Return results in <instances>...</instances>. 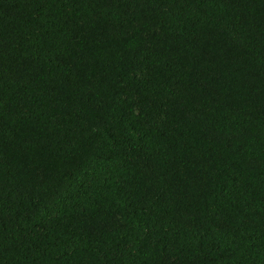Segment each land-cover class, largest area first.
Here are the masks:
<instances>
[{
	"label": "trees",
	"instance_id": "trees-1",
	"mask_svg": "<svg viewBox=\"0 0 264 264\" xmlns=\"http://www.w3.org/2000/svg\"><path fill=\"white\" fill-rule=\"evenodd\" d=\"M0 264H264V0H0Z\"/></svg>",
	"mask_w": 264,
	"mask_h": 264
}]
</instances>
